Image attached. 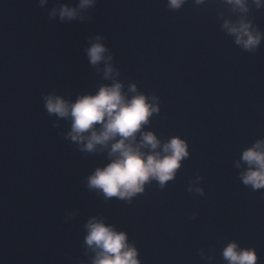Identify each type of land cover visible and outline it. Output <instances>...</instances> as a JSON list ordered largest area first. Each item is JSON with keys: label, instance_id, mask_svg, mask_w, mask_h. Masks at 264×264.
Masks as SVG:
<instances>
[{"label": "water", "instance_id": "95a60500", "mask_svg": "<svg viewBox=\"0 0 264 264\" xmlns=\"http://www.w3.org/2000/svg\"><path fill=\"white\" fill-rule=\"evenodd\" d=\"M245 3L0 0V264H92L93 217L126 232L140 264H228L233 241L264 264V188L241 179L243 152L264 141V0ZM61 6L76 17L61 20ZM242 20L261 36L253 50L223 27ZM97 37L112 59L92 65ZM113 81L154 98L142 130L161 149L179 137L189 153L163 187L151 179L130 200L87 186L108 149L82 151L71 120L44 107L49 94L74 102Z\"/></svg>", "mask_w": 264, "mask_h": 264}, {"label": "clouds", "instance_id": "9594fccd", "mask_svg": "<svg viewBox=\"0 0 264 264\" xmlns=\"http://www.w3.org/2000/svg\"><path fill=\"white\" fill-rule=\"evenodd\" d=\"M45 2L40 0L41 5ZM183 2L168 0V7L179 8ZM255 2L260 6L262 0ZM92 3L93 0H81L80 7ZM229 3L242 12L247 11L245 0H229ZM56 12L54 8L51 15L54 16ZM59 15L61 20H72L76 17V10L61 6ZM223 27L234 34L236 43L246 50H253L260 44V34L250 31V24L243 20L239 24L225 22ZM107 51L99 37L86 49L92 65L110 61L111 55L105 56ZM112 72L113 68L108 64L105 78L111 79ZM129 91L135 93L131 98L122 91L120 82L113 81L111 85L101 86L95 95H81L74 102L54 94L44 97L48 114L71 120L68 136L81 144L82 151L108 149L110 162L102 168H96L87 178V186L101 191L105 198L130 200L143 192L145 183L151 179L163 187L166 181L174 178L181 160L189 155L187 143L181 138H171L161 149V141L157 136L151 131L142 130L143 125L149 122V117L159 108L153 102L154 98L149 101L148 97L137 92L134 84ZM137 133L140 135L139 142ZM241 159L248 165L247 170L241 173L242 182L251 185L254 190L264 188V141H258L245 150ZM85 227V243L95 253L92 264H140L137 249L129 243L126 232L117 231L113 225L106 224L103 218L96 217L90 219ZM222 255L228 264H257L258 260L255 248H242L234 241L227 244Z\"/></svg>", "mask_w": 264, "mask_h": 264}]
</instances>
